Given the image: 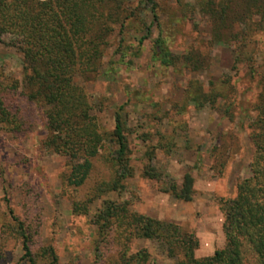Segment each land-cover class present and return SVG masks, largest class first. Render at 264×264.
Here are the masks:
<instances>
[{"label":"rangeland","instance_id":"obj_1","mask_svg":"<svg viewBox=\"0 0 264 264\" xmlns=\"http://www.w3.org/2000/svg\"><path fill=\"white\" fill-rule=\"evenodd\" d=\"M156 2L159 19L152 22L147 38L138 42L146 30L134 18L125 22L122 33L120 24L112 25L99 72L87 80L75 78L91 95L93 113L107 137L116 112L122 120L132 169L118 187L101 186L113 178L107 158L115 145L108 138L85 184L70 187L65 182L69 159L42 146L47 129L38 104L26 103L33 114L25 116L19 132L0 122V264H30L24 257L21 227L36 264H51L45 253L49 247L57 264H113L120 246L112 241V231L104 236L95 224L107 201L194 232L197 258L224 247L222 201L234 197L239 182L251 176L250 123L264 77V30L254 35L251 58L238 62L234 44L210 41L211 26L198 0ZM129 3L138 7L147 24L152 21L150 5ZM159 36L173 54L196 52L206 62L197 70L182 60L161 64L153 56ZM17 41L0 35V73L20 83L23 57ZM211 82L222 84V95L196 106L191 86L201 84L208 91ZM148 165L159 178L144 174ZM186 173L193 177L189 201L166 191L170 182L180 185ZM75 203L84 208L75 209ZM125 243L127 254L147 250L148 264L178 260L157 239L131 235Z\"/></svg>","mask_w":264,"mask_h":264},{"label":"trees","instance_id":"obj_2","mask_svg":"<svg viewBox=\"0 0 264 264\" xmlns=\"http://www.w3.org/2000/svg\"><path fill=\"white\" fill-rule=\"evenodd\" d=\"M139 3L150 5L153 19L149 24L129 0H0V35L16 38L23 57L20 83L0 73V122L8 130L19 132L25 116L33 114L31 105L26 103L38 104L47 129L42 146L69 159L67 186L78 188L85 184L107 138L115 145L107 158L113 178L111 182H101V186L112 184L116 188L131 174L129 147L119 113L116 112L114 128L107 137L93 113L91 95L75 78L87 80L99 72L112 25L120 24L122 33L125 22L134 18L146 30L138 42L148 37L152 22L159 19L158 4L156 0ZM198 3L208 16L210 41L234 44L235 60H249L254 52V35L264 30V0H198ZM153 56L166 66L182 60L193 70L202 68L206 62L196 52L173 54L161 36L155 40ZM221 85L211 82L208 91L201 84L191 86V98L198 107L213 103L222 95ZM261 87L250 123L254 146L251 176L239 182L234 197L222 201L224 247L197 258L194 250L198 239L194 232H184L172 222L131 212L123 204L107 201L97 213L95 224L100 234L106 236L112 231L118 237L113 236L112 240L120 246L113 264H148L150 255L145 249L127 254L125 241L131 235L160 240L169 256L178 257L176 264H264V77ZM144 174L159 178L150 165ZM168 186L166 191L174 198L191 200L193 177L189 173L184 174L180 185L170 182ZM81 208L82 204L75 203V209ZM21 228L24 257L30 264H36L29 236ZM45 253L50 255L51 264H57L51 247Z\"/></svg>","mask_w":264,"mask_h":264}]
</instances>
